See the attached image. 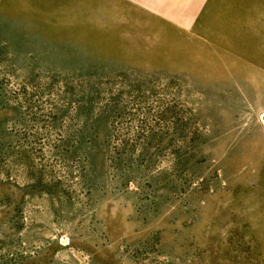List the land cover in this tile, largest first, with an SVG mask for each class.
<instances>
[{"label":"rangeland","instance_id":"1","mask_svg":"<svg viewBox=\"0 0 264 264\" xmlns=\"http://www.w3.org/2000/svg\"><path fill=\"white\" fill-rule=\"evenodd\" d=\"M112 11L0 0V264H264V0L169 63Z\"/></svg>","mask_w":264,"mask_h":264},{"label":"crops","instance_id":"2","mask_svg":"<svg viewBox=\"0 0 264 264\" xmlns=\"http://www.w3.org/2000/svg\"><path fill=\"white\" fill-rule=\"evenodd\" d=\"M211 2L212 0H112L111 31H117L118 40L125 42L121 46L128 47L132 44L133 47L145 49L144 56H149V63H169L171 42L177 41L179 37L193 35ZM99 16L102 17L100 13ZM108 16L107 14L106 18ZM109 23L110 20L106 19L107 26ZM155 57L167 60L159 61Z\"/></svg>","mask_w":264,"mask_h":264}]
</instances>
